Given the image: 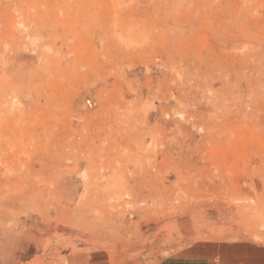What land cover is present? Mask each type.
Here are the masks:
<instances>
[{"label": "rangeland", "instance_id": "1", "mask_svg": "<svg viewBox=\"0 0 264 264\" xmlns=\"http://www.w3.org/2000/svg\"><path fill=\"white\" fill-rule=\"evenodd\" d=\"M0 264H264V0H0Z\"/></svg>", "mask_w": 264, "mask_h": 264}, {"label": "bare ground", "instance_id": "2", "mask_svg": "<svg viewBox=\"0 0 264 264\" xmlns=\"http://www.w3.org/2000/svg\"><path fill=\"white\" fill-rule=\"evenodd\" d=\"M35 5V4H34Z\"/></svg>", "mask_w": 264, "mask_h": 264}]
</instances>
